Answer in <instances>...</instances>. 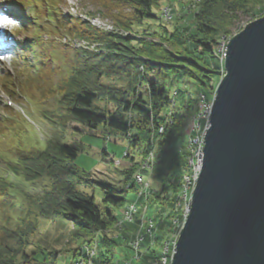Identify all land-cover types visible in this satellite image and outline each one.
Wrapping results in <instances>:
<instances>
[{
	"label": "trees",
	"instance_id": "16d2710c",
	"mask_svg": "<svg viewBox=\"0 0 264 264\" xmlns=\"http://www.w3.org/2000/svg\"><path fill=\"white\" fill-rule=\"evenodd\" d=\"M90 1L97 9L86 13V19L63 12V0H49L48 8L44 7L43 0H38L35 7L36 28L51 33L43 44L41 39L38 41L42 49L47 44L48 51L43 50L41 54L49 61L57 58L59 73H62L57 82L45 80L37 87L43 99L54 103V109L44 110L42 116L62 133L74 123L91 129L110 128L127 139L124 158L131 166L124 172L126 179L122 186H103L104 196L98 202L94 195L79 190L83 172L76 160L84 150L82 142L65 144L62 138L49 139L44 147L38 145L35 151L20 153L9 167L25 183L42 184L44 189L41 193L20 190L5 175H0V264H59L63 251L70 252L65 264H71L85 245H93L100 236L96 264H115V255L126 247L122 246V240L105 233L118 225L122 218L119 211L132 195L136 197V173L150 151L155 154L153 178L163 185L149 199L151 215L159 219L161 213H154V209L163 206L171 216L172 198L181 185L179 168L188 155L178 143L186 120L203 100L192 97L184 104L183 97L181 100L174 97L179 107L172 123H166L172 100L168 86L170 75L175 80L188 79L198 86L205 101L211 102L206 92H214L213 82L221 77L222 65L214 57L220 35L230 37V28L240 21L239 14L254 10L263 0H198V10L193 14L195 28L191 30L164 23L160 18L161 0ZM178 1L175 5L184 8L181 0ZM48 10L54 23L45 20ZM97 15L109 19L114 29L99 27L88 20ZM65 35L71 41L59 38ZM148 38H158L161 43ZM75 41L85 46H74ZM152 74L162 75L163 84L149 83L146 78ZM103 79L119 85L128 83L130 90ZM143 83L148 84V96H135V87ZM161 126H164L163 133H159ZM26 132L19 130L13 137L20 142ZM24 146L23 142L21 148ZM136 155H141V159ZM14 192L19 195L13 197ZM40 218L71 221L75 233L68 245L76 243L75 246L60 250L48 242L43 245L36 241L41 230ZM139 222L140 219L137 224L125 225L130 234L139 229ZM169 224L167 221L161 227L159 239L166 236ZM148 240L144 244L145 258L139 264H154L159 259V245L151 248Z\"/></svg>",
	"mask_w": 264,
	"mask_h": 264
},
{
	"label": "water",
	"instance_id": "95a60500",
	"mask_svg": "<svg viewBox=\"0 0 264 264\" xmlns=\"http://www.w3.org/2000/svg\"><path fill=\"white\" fill-rule=\"evenodd\" d=\"M172 264H264V16L227 44Z\"/></svg>",
	"mask_w": 264,
	"mask_h": 264
},
{
	"label": "rangeland",
	"instance_id": "374dc122",
	"mask_svg": "<svg viewBox=\"0 0 264 264\" xmlns=\"http://www.w3.org/2000/svg\"><path fill=\"white\" fill-rule=\"evenodd\" d=\"M182 1V2H181ZM180 4L181 6H184V8L181 9L180 6L175 5L179 4L178 0H161L160 5H161V10H160V18L161 20L166 23L169 26L178 25L182 29H190V28H195V23H194V16L193 14L196 13L198 10L196 3L198 0H181ZM65 4H63V12L65 13H78V15H86L88 12H95V9H97V6L93 4L90 0H63ZM256 12L255 14L251 10L246 13H240V21L236 23L234 26L230 28L232 31V35L229 37L231 38L238 32H240L248 23L264 16V0L260 2L259 4H256L255 7ZM17 10L19 8H16ZM21 11H23V8H21ZM96 25L99 27L107 28L109 29L111 24L110 20L107 18L102 17L101 15L96 16ZM191 30V29H190ZM190 32V31H189ZM35 35V34H33ZM224 36H227L225 34H221L220 38L218 41L222 40ZM18 40L20 41L21 44L27 43V41L30 40L32 37V34L28 32H21L17 35ZM64 37V36H63ZM228 37V36H227ZM45 38H47L45 36ZM67 39V38H66ZM149 40H154L157 43H161V40L158 38H148ZM63 40V38H62ZM230 40V39H229ZM64 41V40H63ZM71 41V40H70ZM218 44V42H217ZM74 46L79 47V42L75 41L73 42ZM37 49V48H36ZM46 52L47 47L45 48ZM20 47L15 51L14 53V59L11 60L10 57H2V61L0 64V73H3L5 76L10 75L11 79L9 81L15 82L16 88L20 84V78L21 74L18 76V72L22 67L23 60H26V64L29 61L31 65L33 64L32 57L30 54H25V58H21L20 54ZM29 57V60L27 58ZM215 59L219 62V65L222 67L220 69L221 72V77L225 74V57H226V51L225 55L222 54H214ZM24 60V61H25ZM41 64H42V72L40 74L34 75L31 74L28 71L24 72V78H27L25 83H21L19 86V90H21V93L25 96L24 100L21 102L25 114L27 115V120L24 118L22 115H15V120L13 121L15 123V126L10 130L12 133H7V136L4 138L0 137V171L1 170H7V163L8 162H14L17 160L18 155L22 152L24 153H29L32 151L37 150L36 146H41L44 147L47 144V141L49 139L52 140H57L58 138H62V141L65 144H71L73 142H82L84 145V150L83 152L79 155L78 159L76 160V164L78 167L81 169L83 172V180L79 185V190L85 192L86 194L94 195L96 201L101 202L104 196L103 192V186L106 184H115L118 186H122L125 182L126 176L124 172L128 170L131 166V162L127 161L126 158H124V154L127 153L125 150L127 149L128 142L126 138H123L120 134H117L116 132L112 131L108 127L100 126L98 129H91L88 127H83L79 124H71L69 128L65 132H61L59 130H56L52 126H50L46 120H44L41 116L42 112L45 109H54V103L52 100L47 101L46 99H43L39 93V90H37L38 86L45 80H48L49 83L57 82L60 77L62 76V73L58 74L60 70V63L57 58L49 60H44L41 59ZM24 66V65H23ZM53 68L56 69L53 71ZM62 68L64 69V66L62 65ZM35 71H38L34 69ZM143 73V68L141 67L140 69V75ZM139 74V73H138ZM2 75L0 74V120L4 119V115H9L11 116L12 113L8 112L3 108L6 104L7 97L9 96L7 91L4 89V81L2 79ZM147 81L150 83L151 81L157 82L159 85L163 84V76H157L156 74H152L146 78ZM102 81L104 82H110L111 84L119 85L116 83V81H106L103 79ZM220 81V80H219ZM219 81H214V92H206L207 97L211 100V102L207 103L204 99V95H201V90H199L197 85H194L191 83L188 79H183V78H178V80H175L174 75H170V80L168 82V86L170 89V94H171V103L169 104V112L168 116L166 117V120L168 118L173 119V115L176 112L177 108L179 107L174 104V97L179 100L183 97L184 99V104L188 102L189 98H200L203 100L202 105L198 107V109H194L192 112V115L188 117L186 120V124L184 126V129L188 131L189 137H186V135H182V140L178 143V146L181 147V149L184 147L183 144H185V147L183 150H186L188 148L187 145H189L193 138L198 136L197 132H200L201 134L199 137L205 138L207 127L210 124V116L209 112L211 114V108L213 104V100L216 94V88L219 83ZM113 82V83H112ZM145 82V81H144ZM121 89L123 90H130V87L128 86V83H123L119 85ZM43 87V86H42ZM46 87V86H45ZM135 96H138L139 94L146 95L148 96L149 94V87L147 83H143L142 85H138L135 87ZM30 89H33L31 91ZM17 91V89H16ZM19 93V92H18ZM133 91H131V94ZM12 97V96H11ZM17 99V97H14ZM13 99V98H12ZM208 100V99H207ZM105 104L102 103V107H104ZM178 106V107H177ZM14 111H18L22 113L21 108H17ZM193 121H200L202 124V130L200 129H195V131L191 130L192 129V122ZM189 125V129L187 128ZM191 128V129H190ZM26 130V134L22 136L21 141L17 142L16 139H14L13 134L15 135L17 131L19 130ZM183 129V132L185 130ZM197 131V132H196ZM191 132V133H190ZM1 133V132H0ZM188 138V139H187ZM185 139V140H184ZM187 139V140H186ZM24 142V147L21 148V144ZM187 143V144H186ZM33 145V146H32ZM30 146V147H29ZM106 149V154L104 153V150ZM26 151V152H25ZM137 159H141V155H136ZM148 159V154L147 156L143 159L142 165L146 162ZM187 158H185L186 162ZM185 162L181 164L179 171L181 172L180 176L185 175ZM141 165V166H142ZM140 169V168H139ZM154 175V173H153ZM180 180V183L182 182V178ZM179 182V181H178ZM46 184V182H42ZM176 183V182H175ZM151 188L154 190L152 191L151 195L147 199H143V204L139 205V209L137 212V216L139 219H143L144 217L147 218V220H152V222L155 225L160 224V218L165 216L168 217L167 221L172 220L173 218L177 219H184L185 218V211H186V204L187 202L184 203L183 201V206L178 207L180 210L179 211H174V208L172 210V213H175L172 215V218H169L168 215V208L166 209L165 207L161 206L156 209H154V213H161V216L159 219L156 220V216L151 215L153 211L150 209V204H149V199L152 197L155 193V190L162 189L163 185L156 181L153 176L151 178ZM42 184H28L26 185V191L32 190L37 193H41L44 188H42ZM181 187V185H180ZM142 189L139 188L137 189V194L136 197L132 195L130 198V201L125 205L124 208H122L119 211L120 216H125V211H127V208L129 207V204L133 201L138 200V196L140 193L141 194ZM192 194L191 190L189 191V199L191 197L192 201ZM178 192L175 193L173 199V204L178 200L177 198ZM141 197V196H140ZM164 202L166 200L163 199ZM190 201V203H191ZM177 204V202H176ZM152 211V212H151ZM177 213V214H176ZM133 221L131 224H137L139 221ZM121 220V219H120ZM119 220V221H120ZM187 220V217L185 219V222ZM161 225V224H160ZM159 225V226H160ZM185 225V224H184ZM163 226V225H162ZM73 223L67 219H61L59 221H50L46 218H40V234L37 236L36 241H39L43 243H50V245H53L60 250L71 248V246H75V244L68 245V241L73 239V233H75V230L73 228ZM173 230V228H172ZM130 231L128 230L127 227H123L122 229L119 228V223L117 226H115L113 229L107 231L105 234L108 235L109 237H113L116 240L122 239L121 244L122 246H126L127 243L130 241L131 234L129 233ZM118 236V237H117ZM119 236L123 238H119ZM101 237H98L96 240L97 242L94 243L93 245H90L91 249L94 250L95 245L97 247L96 251V257L94 263L96 264V260L98 258V250L99 246L101 244ZM83 239L79 240L81 242ZM124 244V245H123ZM89 246V245H85ZM127 248V246H126ZM124 249V251H119L115 255V264H118V261L121 259H129L131 254L128 255L126 252L127 249ZM129 250H131L129 248ZM129 250H127L129 252ZM147 252V250H145ZM127 254V256H126ZM70 257V252H62V257L59 260V264H65L66 259ZM143 259L140 261L142 262ZM139 261V260H138ZM138 262L137 264H139ZM157 263L158 262H154ZM172 264V260H171Z\"/></svg>",
	"mask_w": 264,
	"mask_h": 264
},
{
	"label": "built area",
	"instance_id": "2783aa9c",
	"mask_svg": "<svg viewBox=\"0 0 264 264\" xmlns=\"http://www.w3.org/2000/svg\"><path fill=\"white\" fill-rule=\"evenodd\" d=\"M229 37L224 36L222 40L218 41V44L216 46V53L225 55V51H227V44L229 42ZM175 104V101H173ZM211 110V109H210ZM210 116V112H209ZM166 123H172V119L168 118L166 120ZM192 129L195 131V129L202 130V124L200 121H193L192 122ZM209 126V125H208ZM189 129V125L187 127ZM195 128V129H193ZM208 128V127H207ZM206 128V129H207ZM185 132H183V135H186V137H189L187 134L188 131L184 129ZM164 132V126L160 127L159 133ZM197 132V131H196ZM191 133V132H190ZM198 136L193 138L192 142L187 145L186 148L188 155L187 160L185 162V175L182 177L181 187L178 191L176 202L173 204L174 211H179L180 209L178 207L183 206L184 203L186 204V211H185V218L182 220L173 218L170 219V224L167 226L168 232L166 236L163 239H159V233L161 230L162 225H164L167 222L168 217L163 216L160 219V226L155 225L152 220H147L146 217L140 220L139 222V229L131 234L129 243L126 244L127 249H131V256L129 259H121L118 261V263L121 262V264H137L140 262L143 257L145 258L146 251L144 249V244L146 242V239H149V245L151 248H155L159 245V259L156 261L158 264H171V260L174 254L175 246L178 240V237L180 235V232L185 224V219L190 213V207H191V197L189 199V191L193 192L195 185L197 183V177L201 173L202 164H203V157H204V137L201 138L199 135L200 132H197ZM188 139V138H187ZM186 139V140H187ZM185 140V139H184ZM187 144V143H186ZM185 147V144H183ZM154 161H155V154L154 151H150L148 154V159L146 162L140 167L139 171L136 173L135 182L138 185V189L141 188V194H139V198L137 201H133L129 204V207L127 208V211H125V216L121 218L119 221V228L122 229L127 224H131L133 221L137 220V212L139 209L138 203L142 200L144 201L151 195L152 188H151V178L153 176V170H154ZM129 187V186H127ZM141 196V197H140ZM144 199V200H143ZM172 208V210H173ZM171 210V216L169 218H172L175 213H172ZM177 214V213H176ZM168 214L167 216H169ZM173 228V230H172ZM118 237V236H117ZM119 238H123L122 236ZM122 240V239H119ZM125 246V245H124ZM125 246V247H126ZM147 250V249H146ZM96 251L97 247L95 245L94 250L91 249L89 246H84L83 249L80 251V255L74 259L71 264H95V257H96ZM139 260V261H138ZM157 264V263H154Z\"/></svg>",
	"mask_w": 264,
	"mask_h": 264
},
{
	"label": "snow or ice",
	"instance_id": "6c2138e0",
	"mask_svg": "<svg viewBox=\"0 0 264 264\" xmlns=\"http://www.w3.org/2000/svg\"><path fill=\"white\" fill-rule=\"evenodd\" d=\"M0 22H2V23H10V22H8V21H0Z\"/></svg>",
	"mask_w": 264,
	"mask_h": 264
}]
</instances>
